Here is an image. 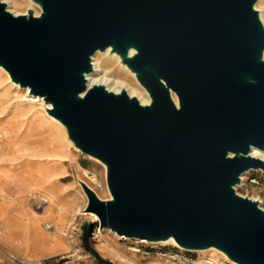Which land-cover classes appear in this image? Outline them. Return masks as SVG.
Here are the masks:
<instances>
[{"label": "water", "instance_id": "obj_1", "mask_svg": "<svg viewBox=\"0 0 264 264\" xmlns=\"http://www.w3.org/2000/svg\"><path fill=\"white\" fill-rule=\"evenodd\" d=\"M0 0V67L51 108L84 156L102 163L111 199L85 183L101 229L189 252L264 264V209L236 187L264 171V24L259 0ZM108 49L150 96L88 87ZM131 53V54H130ZM177 99V104L174 100ZM93 224L84 229L89 247Z\"/></svg>", "mask_w": 264, "mask_h": 264}, {"label": "bare ground", "instance_id": "obj_2", "mask_svg": "<svg viewBox=\"0 0 264 264\" xmlns=\"http://www.w3.org/2000/svg\"><path fill=\"white\" fill-rule=\"evenodd\" d=\"M2 2L6 4L5 1ZM12 2L16 3L15 1ZM7 10L14 14L8 6ZM38 15L37 12L36 16ZM260 19L264 21V13L260 14ZM99 53L106 56V58L98 59ZM113 60L118 62L120 58L111 53L110 49L105 52H97L94 55L92 59L93 71L86 75L88 87L100 85L114 93L126 91L130 97H136L142 105H148L150 96L139 83L128 77L126 72H129V70L126 66L120 63L116 71L112 73L109 71V68L113 65ZM0 71L10 84L21 92V100L23 101V103L12 105L13 114L9 118L10 122H8L7 128L3 129L4 131L0 130V237L13 249H22L27 253L29 258H23L18 264H30L40 256L57 250L60 245L57 240L60 233L59 225L65 223L67 217L66 204L61 203L59 198L64 195L69 201L73 198L72 195H68L70 191H67L68 187L61 180L65 174L66 158L72 153V150L77 152L78 149L68 139L65 127L48 115L47 110L51 106L44 104L41 98L31 95L29 89H23L10 81L8 73L1 67ZM132 75L135 77L133 73ZM174 100L177 104L175 97ZM5 104V97L0 94V110L6 109ZM38 105L41 106L45 116H38L37 113L33 112V108ZM251 155L264 160V151L254 148ZM84 174H86V171H84ZM250 174L251 171L242 176V184L239 187L244 186L246 178ZM92 181L95 182V178ZM81 190L84 199L88 202L82 186ZM60 193L65 194L61 196ZM32 196L43 199L47 205L44 217L51 218L53 222L45 226L46 219L44 217H36L32 214L27 202ZM87 215L89 216V222L98 227V217L93 213H87ZM31 221L37 224V236L20 241L16 229L19 226L18 224L22 222L30 223ZM103 231L111 232L106 229ZM103 231L98 228V236H102ZM111 233L117 237L118 241H132V239ZM138 241L145 243L146 240ZM153 245L178 247L173 239L153 243ZM192 253L199 255L200 264L207 260L218 263L219 259L216 258L218 256L230 261L224 253L214 248ZM118 256L122 261H125L120 255ZM10 259L16 260L12 256Z\"/></svg>", "mask_w": 264, "mask_h": 264}, {"label": "rangeland", "instance_id": "obj_3", "mask_svg": "<svg viewBox=\"0 0 264 264\" xmlns=\"http://www.w3.org/2000/svg\"><path fill=\"white\" fill-rule=\"evenodd\" d=\"M2 1H5L8 8L17 15H26L29 12H41L39 5L32 0ZM256 9L259 11V14L264 13V0L258 1ZM261 22L264 24L263 20H261ZM105 58L106 56H103V54H98V59ZM118 62L113 60V65L109 68L111 73L119 68L121 61L118 60ZM126 73L130 79L139 83L130 71ZM0 94L6 99L4 107H6V109L8 108V111L6 109L0 110V112H2L0 114V130L4 131V128H7L8 122H10V116L13 114L11 109L16 103H23V101L21 100V92L16 90V88L8 82L1 71ZM44 104L46 103L44 102ZM4 111L6 112L4 113ZM33 112L35 114L37 113L38 116H43L45 114L40 105L33 108ZM65 165V174L62 176L61 181L68 187L67 191H70L68 195H72L73 198L69 201L65 195L62 196L65 193H60L62 197H60L59 200L61 203L66 204L67 217L65 223H60L59 225L60 233L57 236V240L60 245L57 250L40 256L36 261H32L30 264H101L96 256L86 248L84 242V229L90 222L89 216L87 215L89 212L86 211L88 202H86L83 197L81 183H87L101 200L111 199L106 182V170L102 163L100 164L92 158L84 156L79 150L77 152L72 150V153L66 158ZM84 171H86V174H84ZM250 175L256 177L259 184L255 185L248 183V175L244 186L236 187V191L243 197L260 199V206L264 209V171H251ZM93 178H95V182L92 181ZM27 202L32 214L36 217H44L47 205L41 197L32 196ZM44 218L46 219L44 223L45 226L53 222L51 218ZM98 228H100V226L97 227L93 225L88 243L89 247L106 261H110L114 264H171L154 255L144 256L133 252L131 247L136 243L134 240L126 242L118 241L117 237L111 232L103 231L105 229H102L103 235L98 236ZM166 247L170 248L171 246ZM118 255L125 259V261H122ZM194 255L199 258V255ZM11 256L15 257L16 260L10 259ZM23 258H29L24 250L13 249L0 237V264H18ZM216 258L219 259V261L224 260L219 256Z\"/></svg>", "mask_w": 264, "mask_h": 264}, {"label": "built area", "instance_id": "obj_4", "mask_svg": "<svg viewBox=\"0 0 264 264\" xmlns=\"http://www.w3.org/2000/svg\"><path fill=\"white\" fill-rule=\"evenodd\" d=\"M247 181L250 184H259L258 179L253 175H249ZM131 250L144 256L154 255L157 258L171 264H200L194 253L185 251L179 247L171 246L170 248H167L162 246H154L153 243L148 241L142 243L140 241L137 242L136 240V243L131 247ZM202 264H231V262L228 260H221L216 263L214 261L207 260L202 262Z\"/></svg>", "mask_w": 264, "mask_h": 264}, {"label": "crops", "instance_id": "obj_5", "mask_svg": "<svg viewBox=\"0 0 264 264\" xmlns=\"http://www.w3.org/2000/svg\"><path fill=\"white\" fill-rule=\"evenodd\" d=\"M18 239L21 240H25V239H29V238H35L38 234V229H37V224L34 223V221L32 222H22L20 224H18Z\"/></svg>", "mask_w": 264, "mask_h": 264}]
</instances>
